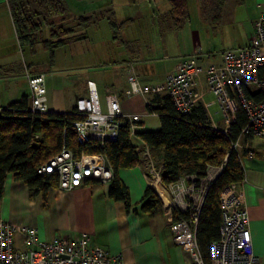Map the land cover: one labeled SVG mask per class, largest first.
Instances as JSON below:
<instances>
[{"label": "crops", "instance_id": "obj_1", "mask_svg": "<svg viewBox=\"0 0 264 264\" xmlns=\"http://www.w3.org/2000/svg\"><path fill=\"white\" fill-rule=\"evenodd\" d=\"M253 1L255 10L251 15L252 24L244 46L248 44L254 23L264 8V0ZM234 2L240 4L236 0ZM241 3L243 2L241 1ZM199 6L201 11V5L199 4ZM6 8L8 10V7ZM227 8L225 6L221 20L215 26L208 25L204 19H201L199 23H202H196L194 27L189 23L188 17L179 29H174L170 20L163 23L154 22V26H162L166 29L165 33L161 34H166V43L162 49H157L151 56L144 54L140 45H134L133 48L127 46L130 42L120 39L119 36L120 43L125 45L119 57L120 60L113 65L100 63L95 67L96 64L87 62L88 58L86 57L83 69L76 68V70L78 69L76 71L77 78L72 86H63L65 81L61 77L57 81L54 77H52V81H48L45 72L41 71L40 65H35V68L30 70V65L24 55H22L21 60L16 59L14 40L16 34L8 10L7 15L10 17L8 24L12 28V35L14 34V36L10 54L5 52L6 49H1L2 46L0 47V108L13 103L10 97L13 96L15 89L11 90V85H14V88L16 85L19 86V90L14 93L17 97L27 96L29 99L30 93L26 75L28 73H43L49 112L66 113L71 111L75 100L87 94L86 83L91 80L95 83L101 106L104 109L105 90L110 86L115 89L118 95L122 112L139 116L138 131L158 130L160 127L158 116L150 113L147 106L148 103L156 106L153 99L164 95L127 97L124 93L127 89V72L132 69L139 82L144 86H152L164 81L166 75L174 72L183 60L201 53V41L205 36H208L210 28L212 30L218 29L228 14L230 22L234 20V12L231 11L226 16ZM169 13L170 4L164 19L169 16ZM169 32L174 33V38H176V43L171 46V37L167 35ZM188 34L189 38H187ZM107 37L113 39L118 36L116 37L110 29ZM77 41L70 42L65 46L70 47ZM191 42H193V49H190L192 47ZM18 47L23 52V47L19 44ZM26 49L28 48L26 47ZM41 49L43 52L46 51L43 47ZM221 53L222 51L213 55L208 52L204 54L206 56L198 58L200 62L205 64H218L221 61ZM8 56H11L12 59ZM53 63V61L48 63L49 69ZM108 63L113 62L109 60ZM48 72L52 75L51 71ZM21 85L23 90L20 92ZM195 93L197 95L195 106L201 105L204 108L209 125L225 132L229 123L220 113L212 94L206 91L203 77L199 79ZM240 142L242 146L246 143L242 140ZM248 147L252 154L241 157L243 179L235 184L234 188L242 194L243 205L248 213V229L253 252L259 259V263L264 264V158H262L264 139L254 138L249 142ZM243 149L239 148L238 152ZM153 159L156 165H162L160 156L153 157ZM217 171L218 167H210L207 174ZM116 175L128 189L130 203L128 209L122 201H115L108 196L111 181L101 183L90 180L81 187L72 190H60L51 187L44 195H41L31 194L25 183L15 181L9 174L5 178L0 197V218L17 226L35 227L38 239L43 241H51L55 238L76 240L81 234H86L91 246L99 247L111 255L120 254L123 264H182L187 261L188 254L173 243L172 233L169 229L171 217L163 205L157 206L151 214L141 210V199L145 189L149 187L155 190L154 187L159 184L164 187L161 182L159 184L150 183L151 179L145 175V170L141 164L131 168H121L117 170ZM160 185V191H155L160 194L164 206L167 207L169 201L162 195L164 189ZM13 240L15 248H27L20 234H15Z\"/></svg>", "mask_w": 264, "mask_h": 264}, {"label": "built area", "instance_id": "obj_2", "mask_svg": "<svg viewBox=\"0 0 264 264\" xmlns=\"http://www.w3.org/2000/svg\"><path fill=\"white\" fill-rule=\"evenodd\" d=\"M196 55L183 60L176 70L166 75L164 81L152 86H144L130 69L126 74L125 95H166L175 111L180 115H191L196 105V85L201 77L206 91L210 92L218 105L220 113L228 123L235 121L236 113L242 109L246 115V125L242 135L251 133L254 138L264 139V8L254 23L252 35L247 45L226 49L221 53L218 64L202 63ZM30 97L27 110L31 115L43 118L49 113L43 73L26 75ZM87 94L78 97L74 109L79 119L72 122L76 141L84 145L90 140L102 147L104 142L114 141L119 128L128 125L129 136L137 141V149L142 159L141 166L151 180L161 182L162 165H156L148 147L136 136L139 116L123 113L118 95L113 87L105 90V109H102L95 83L87 81ZM258 93L261 98H249L246 91ZM148 106H153L148 103ZM1 109V108H0ZM156 114L155 112H150ZM238 139L233 145L251 150L249 142L241 145ZM264 158V153L262 154ZM102 154L81 152L62 148L36 168L40 177L52 175L56 188L72 190L81 187L86 181L101 183L111 181L113 170ZM222 168L216 173H208L196 182L195 177H179L167 189L162 187L168 197L165 207L158 192L153 190L160 203L171 217L169 229L173 243L188 254L182 264H207L199 250L196 227L205 194ZM221 220L218 226V239L209 245L208 264H260L253 252L248 229L249 217L243 205L242 194L234 185L225 186L219 194ZM188 212L186 218L173 220L172 211ZM20 234L25 249L14 246L13 236ZM0 264H123L120 254L111 255L103 249L91 246L86 234L76 240L55 238L51 241L39 240L37 230L30 226H17L0 218Z\"/></svg>", "mask_w": 264, "mask_h": 264}, {"label": "trees", "instance_id": "obj_3", "mask_svg": "<svg viewBox=\"0 0 264 264\" xmlns=\"http://www.w3.org/2000/svg\"><path fill=\"white\" fill-rule=\"evenodd\" d=\"M168 1L170 4L168 19L174 29H179L188 17L187 0ZM236 1L240 3L242 0ZM5 2L19 46H26L33 52L36 43L40 42L49 53V62H52L54 46L50 43L57 38V31L50 20L67 12L64 2L62 0H5ZM200 3L204 19L212 26L217 25L221 20L226 0H200ZM79 18L82 23L86 20V26L97 22L91 17ZM43 24L49 26L50 38L46 40L39 38ZM110 25L116 34L118 26L113 20L110 21ZM72 31L74 30H70ZM77 39L79 37L75 40ZM68 43L67 39L61 38L58 39L57 45L65 46ZM246 94L256 100L261 98L258 93H250L248 90ZM28 100L27 96H22L18 101L0 109V197L5 178L9 174L15 181L25 183L31 194L44 195L49 188L56 187V179L52 175L40 177L35 170L62 148H67L76 155L81 152L104 155L113 170L108 196L115 201H122L128 209L129 192L116 173L121 168H131L142 162L137 141L129 136L128 125L121 126L117 139L104 142L102 147L94 140L79 145L72 126V122L79 119L74 107L66 113L49 112L43 118L28 112ZM153 100L156 106H147V110L156 113L160 127L158 130L137 131L136 136L148 147L152 157L162 158L160 181L164 187L185 176H193L198 182L206 177L210 167L222 168L205 194L196 227L198 247L208 264L209 245L218 239V226L221 220L218 203L220 191L225 186L235 185L243 179L241 157L248 156L249 153L248 149L238 152L232 145L238 139L250 142L254 136L251 133L246 135L241 133L246 125V115L242 109L237 111L235 121L229 123L227 130L223 132L209 125L201 105L195 106L192 114L187 116L178 114L166 95ZM154 188L160 191L159 185ZM159 204L155 192L147 187L141 199V210L151 214ZM187 216L188 212L172 211L173 220Z\"/></svg>", "mask_w": 264, "mask_h": 264}, {"label": "rangeland", "instance_id": "obj_4", "mask_svg": "<svg viewBox=\"0 0 264 264\" xmlns=\"http://www.w3.org/2000/svg\"><path fill=\"white\" fill-rule=\"evenodd\" d=\"M62 1L67 8V12L61 16L62 18L58 16L50 20L51 23H54L55 25L54 30L57 31V38L53 39L50 43V45L54 46L53 59L55 58V60H53L54 63L50 67L51 69H49L48 66V63H50L49 53L48 51L43 52L41 49L43 45L41 46L40 42L36 43L33 52L28 50L29 48L26 49V46L23 47V52H21L16 38H14L16 59L21 60L22 55H24L27 63L30 65V70L34 69L35 65H40L41 71H43V73L45 72L48 81H52V77H54L56 81L61 77L64 79L63 81H65L63 82V86H72V83H74L77 78L76 71L78 69H83L87 58V62L96 64L95 67L100 63L115 64V62L120 60L119 57L122 49L125 47L124 44L120 43L119 36L120 39L130 42L127 46L133 48L134 45H140L143 53L149 54L150 56L153 55L157 49H162L163 45L166 43V34L161 35L165 33L166 29L162 26H154L153 23L156 21L163 23L164 21L169 20L168 16L164 19V16L169 10L168 0ZM187 1L188 21L191 26L195 27L196 23H199L201 19H204L199 6L201 3L200 0ZM242 2L243 3L240 2V4H236L234 0H226L225 6L228 7L226 9V16L232 11L235 13L234 20L230 22L228 14L218 29L212 30L210 28L208 36H205L201 41V53L197 54L196 57L202 58V56H206L204 54L208 52L215 55L226 49L244 46L243 44L246 43L248 33L250 32V25L252 24L250 19L255 10V5L253 0H242ZM6 7L5 0H0V28L2 30L0 33V47L2 46L3 48L1 49H6L7 51L5 52L9 53L11 48H13L12 39L14 34L12 35V28L8 24L10 17L7 15L8 10ZM80 16L83 18L91 17V19L96 20L97 22L90 25L88 23L89 26H86V20L82 23L79 20ZM111 20H113L118 26L115 34V36L118 37L113 39L107 37L109 36L110 29H112L110 25ZM204 21L209 25L207 20L204 19ZM72 29L74 31L70 32ZM48 32L49 26L43 24L39 38L42 40L49 39ZM167 35L171 37L170 46L176 43L174 33L169 32ZM76 37H79V39H77L78 41L76 44L72 46L70 45V47L57 45L58 39L65 38L70 43L76 41ZM187 38H189V34L187 35ZM191 45L192 47H190V49H193V42H191ZM146 47H148V49H146ZM8 57L12 59L11 56ZM109 60L113 63H108ZM76 68L78 69L76 70ZM62 69L63 71H60ZM48 71H51L52 75ZM14 87V85L10 86L11 90L15 89L13 96L10 97L11 102L17 101L19 97L14 94L19 90V86L16 85V88ZM22 87L23 86L21 85L20 92L23 90ZM102 109L104 110L103 107ZM218 117L220 118L221 116ZM164 188L167 189V187ZM162 195L168 199L165 191Z\"/></svg>", "mask_w": 264, "mask_h": 264}, {"label": "bare ground", "instance_id": "obj_5", "mask_svg": "<svg viewBox=\"0 0 264 264\" xmlns=\"http://www.w3.org/2000/svg\"><path fill=\"white\" fill-rule=\"evenodd\" d=\"M151 182H154V183H156V184H159V182L154 181V180H151L150 183H151ZM159 185H160V184H159ZM160 186H161V185H160ZM161 187H162V186H161ZM153 190H154V189H153Z\"/></svg>", "mask_w": 264, "mask_h": 264}]
</instances>
